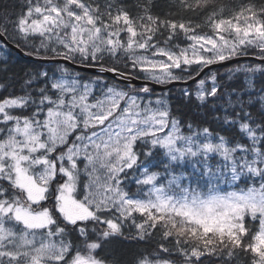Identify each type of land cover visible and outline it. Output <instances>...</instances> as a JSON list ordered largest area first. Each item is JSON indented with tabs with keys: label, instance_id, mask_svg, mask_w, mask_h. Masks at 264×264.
I'll return each mask as SVG.
<instances>
[{
	"label": "snow or ice",
	"instance_id": "1",
	"mask_svg": "<svg viewBox=\"0 0 264 264\" xmlns=\"http://www.w3.org/2000/svg\"><path fill=\"white\" fill-rule=\"evenodd\" d=\"M10 47L0 264H264V0H0Z\"/></svg>",
	"mask_w": 264,
	"mask_h": 264
},
{
	"label": "trees",
	"instance_id": "2",
	"mask_svg": "<svg viewBox=\"0 0 264 264\" xmlns=\"http://www.w3.org/2000/svg\"><path fill=\"white\" fill-rule=\"evenodd\" d=\"M159 3L163 4L164 0H158ZM4 58H8L10 60V64L9 66L12 67L13 69H15V71L17 72V74H19V70L23 67H28L31 68L34 66V59L33 58H28L24 55L19 54L17 51L9 48L7 50L4 51L3 56H0V59H4ZM69 66V65H68ZM231 65H228V67H230ZM45 68H53L55 67L54 64L52 63H46L44 65ZM72 67V66H69ZM76 71L80 72L83 76L86 77H94L97 73H91V72H86L83 70H79L76 69ZM221 72L224 71V69H220ZM4 75L3 72H0V77H2ZM9 76L12 75L11 72L8 73ZM105 79L108 82H116L119 83V81L116 78L110 77L108 75L105 76ZM243 80L241 79L240 81L237 82V84H242ZM139 86V85H137ZM183 87H187V85H183V84H177V85H173L171 87H169L171 89V101L173 104V109L174 110H179L176 112L177 115H181L182 113L188 114L189 117H191L192 115V110H190L187 106H185L182 102V100L178 99L179 97V89L183 88ZM155 91L157 93H161L164 91H167V89H155ZM199 118V117H197ZM210 119V116H209Z\"/></svg>",
	"mask_w": 264,
	"mask_h": 264
},
{
	"label": "water",
	"instance_id": "3",
	"mask_svg": "<svg viewBox=\"0 0 264 264\" xmlns=\"http://www.w3.org/2000/svg\"><path fill=\"white\" fill-rule=\"evenodd\" d=\"M10 48L13 49V50H15V51H17L19 54L24 55L23 52L19 51V50L16 49L15 47H10ZM24 56H25V55H24ZM26 57H28V58H33V57H30V56H26ZM69 66H72V65H69ZM76 69L83 70V71H86V72L96 73L95 70H86V69L81 68V67H79V66H76ZM108 76L113 77V78H116V77H115L114 75H112V74H108ZM134 83H137V85H139V82H134ZM177 84H182V83H174V84H172V85H169L168 88L171 87V86H173V85H177ZM183 85H184V84H183ZM155 89L160 90V89H165V88H164L163 86L156 85V86H155Z\"/></svg>",
	"mask_w": 264,
	"mask_h": 264
}]
</instances>
